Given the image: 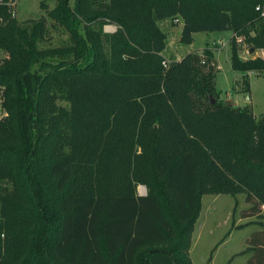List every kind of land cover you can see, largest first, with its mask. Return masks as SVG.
I'll use <instances>...</instances> for the list:
<instances>
[{"label":"trees","instance_id":"obj_1","mask_svg":"<svg viewBox=\"0 0 264 264\" xmlns=\"http://www.w3.org/2000/svg\"><path fill=\"white\" fill-rule=\"evenodd\" d=\"M71 1L23 21L0 6V264H192L202 196L238 193L262 218L242 253L264 264V113L216 98L207 46L164 66L157 24L179 19L184 44L232 31L248 91L264 56L235 39L264 51V0ZM45 19L67 46L36 47Z\"/></svg>","mask_w":264,"mask_h":264},{"label":"rangeland","instance_id":"obj_2","mask_svg":"<svg viewBox=\"0 0 264 264\" xmlns=\"http://www.w3.org/2000/svg\"><path fill=\"white\" fill-rule=\"evenodd\" d=\"M40 2L44 3V8L40 6ZM53 5L54 0H16L12 12L17 21L36 20L44 15L45 9H50ZM159 26L167 32V45L164 50L166 64L189 52L199 51L202 47L207 46L213 54V60L218 61L219 70L214 80L216 98L233 104L235 102L239 107H248L256 118L264 113V72L247 73L249 88L246 91L240 72L232 70L230 65L231 38H227L228 32H197L193 36L191 44H184L179 41L182 24L172 23V20L167 18L161 20ZM45 28L42 40L36 44L38 49H53L69 44L68 33L63 27L45 19ZM110 30L113 31L114 27L103 25L104 33H110ZM218 33L222 37H219ZM222 41L223 43L225 41L226 44L224 45ZM235 44L237 54L242 60L264 56L262 49L250 53L249 45L245 39L243 42ZM199 54L201 55V51ZM59 103L64 104L63 102ZM0 113L2 114L0 118L6 114L1 105V99ZM136 191L137 194H144V187L137 186ZM249 207L250 204L244 193L203 195L201 210L191 236L189 256L192 264H248V259L252 254L249 251L242 253V248L246 249L254 233L262 229L254 221L261 220V217L246 218L243 215V211Z\"/></svg>","mask_w":264,"mask_h":264},{"label":"built area","instance_id":"obj_3","mask_svg":"<svg viewBox=\"0 0 264 264\" xmlns=\"http://www.w3.org/2000/svg\"><path fill=\"white\" fill-rule=\"evenodd\" d=\"M15 3H16V0H0V6L5 7V8H6V12H8V13L11 14V15H13L12 8L14 7ZM255 9H256L257 11H260V12H261V15L264 16V10H262V8H261L260 5H257V6L255 7ZM173 21H174V22H177L178 19H175V20H173ZM235 41H236L237 43H241V42H243V38H242V36H238V37H236ZM163 65H164V66L166 65L165 61H163ZM1 115H2V114L0 113V117H1Z\"/></svg>","mask_w":264,"mask_h":264},{"label":"crops","instance_id":"obj_4","mask_svg":"<svg viewBox=\"0 0 264 264\" xmlns=\"http://www.w3.org/2000/svg\"><path fill=\"white\" fill-rule=\"evenodd\" d=\"M161 20H159L158 22H157V24H158V26H159V22H160ZM172 23H176V24H182L181 22H180V20L178 19V21L177 22H174L173 20H172ZM105 25H107V27H111V26H113L114 27V29H115V26L114 25H112V24H105ZM104 25V26H105ZM160 27V26H159ZM161 29V28H160ZM162 30V29H161ZM111 32H112V30H110ZM114 31V30H113ZM163 31V30H162ZM164 33H166V36H167V32L166 31H163ZM219 32H221V31H219ZM222 32H228L229 33V35H228V37L227 38H231L232 37V35H233V32L232 31H222ZM197 33V32H196ZM196 33H194L193 34V36L196 34ZM218 34H220V33H218ZM219 37H222V35L220 34L219 35ZM166 40H167V38H166ZM228 40V39H227ZM227 40H225V41H227ZM172 41H174V40H172ZM224 41V43H223V41H222V43L225 45L226 44V42ZM166 45H167V43H166ZM204 47H202L199 51H197L198 53L203 49ZM162 54L164 55V51L162 52ZM182 58V56L181 57H178V58H176V60H179V59H181ZM216 64H217V67H218V61L216 62ZM218 70H219V67H218ZM248 74H250V73H252V72H247ZM240 76L242 77V74L240 73ZM232 102H234V101H232ZM233 104V103H232ZM234 104L237 106V103H235L234 102ZM233 104V105H234ZM140 195H142V194H140ZM245 248H242V251L244 250Z\"/></svg>","mask_w":264,"mask_h":264},{"label":"water","instance_id":"obj_5","mask_svg":"<svg viewBox=\"0 0 264 264\" xmlns=\"http://www.w3.org/2000/svg\"><path fill=\"white\" fill-rule=\"evenodd\" d=\"M253 51H254V48H250V49H249V52H250V53H253ZM214 101H215V99L212 98V97H210V102L213 103Z\"/></svg>","mask_w":264,"mask_h":264}]
</instances>
